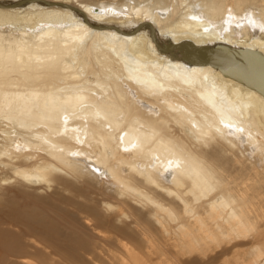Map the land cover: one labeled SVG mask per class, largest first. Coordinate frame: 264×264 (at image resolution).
Returning <instances> with one entry per match:
<instances>
[{"label":"bare ground","instance_id":"bare-ground-1","mask_svg":"<svg viewBox=\"0 0 264 264\" xmlns=\"http://www.w3.org/2000/svg\"><path fill=\"white\" fill-rule=\"evenodd\" d=\"M222 44L264 0H0V264H264V96L185 60Z\"/></svg>","mask_w":264,"mask_h":264},{"label":"water","instance_id":"water-1","mask_svg":"<svg viewBox=\"0 0 264 264\" xmlns=\"http://www.w3.org/2000/svg\"><path fill=\"white\" fill-rule=\"evenodd\" d=\"M220 48L221 50L211 48L202 51L195 49L194 52L187 50L189 55L185 60L190 64L211 65L264 96V55L257 50L226 44L220 45ZM182 50L185 53L186 48Z\"/></svg>","mask_w":264,"mask_h":264},{"label":"rangeland","instance_id":"rangeland-1","mask_svg":"<svg viewBox=\"0 0 264 264\" xmlns=\"http://www.w3.org/2000/svg\"><path fill=\"white\" fill-rule=\"evenodd\" d=\"M221 100H224V99L222 98ZM234 100H235V103L239 102V100H237L235 97H234ZM241 104H242V103H241ZM225 105H226V103L223 104V106H225ZM242 105H243V104H242ZM223 106H221V107L223 108ZM226 106H227V105H226ZM243 106H244V105H243ZM223 110H224V109H223ZM231 112H233V111H231ZM99 174H102V175H103V173H100V172H99ZM1 175H2V174H1ZM0 213H1V212H0ZM231 257H232V253L229 252V253H226V254H224V255L218 257V258H215V259L212 260V261L206 262L205 264H222L223 261H225V260H227V259H231Z\"/></svg>","mask_w":264,"mask_h":264},{"label":"snow or ice","instance_id":"snow-or-ice-1","mask_svg":"<svg viewBox=\"0 0 264 264\" xmlns=\"http://www.w3.org/2000/svg\"><path fill=\"white\" fill-rule=\"evenodd\" d=\"M229 127H231V125H229ZM238 131H243V129H238Z\"/></svg>","mask_w":264,"mask_h":264}]
</instances>
